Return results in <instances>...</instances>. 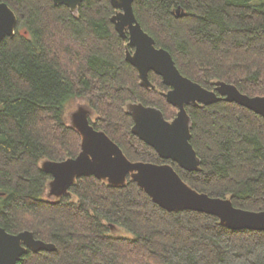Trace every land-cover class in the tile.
<instances>
[{
	"label": "trees",
	"instance_id": "obj_1",
	"mask_svg": "<svg viewBox=\"0 0 264 264\" xmlns=\"http://www.w3.org/2000/svg\"><path fill=\"white\" fill-rule=\"evenodd\" d=\"M0 2L18 18L15 36L0 44V227L56 246L29 250L17 264H264V231L165 210L132 176L121 186L84 176L61 199L46 200L53 178L42 162L83 151L82 135L66 121L68 106L81 98L97 115L92 125L131 162L170 165L199 193L262 212L264 118L236 103L188 106L201 167L187 172L133 133L129 103L158 108L168 121L178 110L160 76L150 73L155 89L141 85L110 0H85L76 13L52 0ZM134 11L185 77L264 97V0H135ZM111 225L135 237H111Z\"/></svg>",
	"mask_w": 264,
	"mask_h": 264
},
{
	"label": "water",
	"instance_id": "obj_2",
	"mask_svg": "<svg viewBox=\"0 0 264 264\" xmlns=\"http://www.w3.org/2000/svg\"><path fill=\"white\" fill-rule=\"evenodd\" d=\"M76 13L85 0H52ZM116 10L111 21L121 38L128 41L126 60L136 68L141 85L155 89L150 81L153 72L170 87L164 94L167 102L177 108L173 121L166 120L155 107L135 105L133 133L153 148L161 159L172 161L187 172L200 170L201 160L191 144V117L188 106H210L224 101L236 103L264 118V97H250L236 86L219 82L210 90L182 75L172 55L156 47L155 40L144 31L135 11V0H110ZM178 10V14H180ZM18 18L5 3L0 2V44L16 34ZM131 50H134L132 52ZM75 128L83 137V151L63 162H47L44 170L53 178L56 194H67L76 179L95 176L111 185H124L129 176L161 208L171 211H194L215 216L231 230L264 231V211L253 212L236 208L230 199L213 198L191 188L170 165L131 162L122 149L97 130L86 113L75 115ZM31 250L54 252L56 246L37 240L30 231L11 234L0 227V264H17Z\"/></svg>",
	"mask_w": 264,
	"mask_h": 264
},
{
	"label": "rangeland",
	"instance_id": "obj_3",
	"mask_svg": "<svg viewBox=\"0 0 264 264\" xmlns=\"http://www.w3.org/2000/svg\"><path fill=\"white\" fill-rule=\"evenodd\" d=\"M134 107H135L134 104L129 103L126 109L129 113H132ZM80 112L86 113L90 121L92 122L95 121L96 116H97L95 111L91 108V106L88 104L87 101L80 98V99H76L72 101L70 105L68 106L67 113H66V121L69 126L75 127V115ZM46 163L47 162L45 161L42 162V167H44ZM63 195L64 194L59 195L55 193L54 186L52 185V182H51L45 192L44 198L48 201H57L61 199ZM108 234L111 237H115V238L132 239L135 237V235L132 234L130 231L118 225L109 226Z\"/></svg>",
	"mask_w": 264,
	"mask_h": 264
},
{
	"label": "flooded vegetation",
	"instance_id": "obj_4",
	"mask_svg": "<svg viewBox=\"0 0 264 264\" xmlns=\"http://www.w3.org/2000/svg\"><path fill=\"white\" fill-rule=\"evenodd\" d=\"M127 45H128V41H127ZM132 52H134V50H131Z\"/></svg>",
	"mask_w": 264,
	"mask_h": 264
},
{
	"label": "bare ground",
	"instance_id": "obj_5",
	"mask_svg": "<svg viewBox=\"0 0 264 264\" xmlns=\"http://www.w3.org/2000/svg\"><path fill=\"white\" fill-rule=\"evenodd\" d=\"M224 102V101H223Z\"/></svg>",
	"mask_w": 264,
	"mask_h": 264
}]
</instances>
